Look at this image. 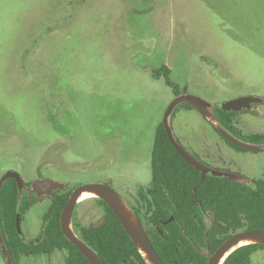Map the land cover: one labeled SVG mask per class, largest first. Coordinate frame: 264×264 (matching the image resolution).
<instances>
[{"label": "rangeland", "instance_id": "1", "mask_svg": "<svg viewBox=\"0 0 264 264\" xmlns=\"http://www.w3.org/2000/svg\"><path fill=\"white\" fill-rule=\"evenodd\" d=\"M163 64L210 110L240 96L264 99V0H0V178L14 170L32 184L51 163L49 178L67 187L110 182L136 203L152 183L156 127L176 97L152 73ZM262 102L239 113L235 137L264 144L250 138L264 133ZM184 109L173 126L190 153L211 151L230 171L223 176L264 177V151L225 140L219 151L212 125ZM36 197L22 225L27 239L41 232L50 203ZM103 213L96 198L80 200L73 224ZM64 256H24L20 264H64ZM9 261L0 242V264ZM250 264H264V251Z\"/></svg>", "mask_w": 264, "mask_h": 264}, {"label": "trees", "instance_id": "2", "mask_svg": "<svg viewBox=\"0 0 264 264\" xmlns=\"http://www.w3.org/2000/svg\"><path fill=\"white\" fill-rule=\"evenodd\" d=\"M152 73L156 78H162L175 96L187 93L186 87L181 89L180 84L172 79L169 65L163 64ZM180 105L196 109L189 103H180L172 113V125ZM235 114V111L219 105L213 110L214 120L231 133L237 128ZM48 124H52L51 116ZM215 128L228 144L246 150ZM250 138L264 143V133L252 134ZM0 149L3 152V148ZM51 167V163L41 164L37 169L38 178L49 177ZM151 169V185L139 188L136 203L127 202L147 229L165 264H208L209 254L232 235L234 229H264V180L254 181L253 186L231 177L209 174L201 182V171L175 148L163 121L156 127ZM26 186L32 184L26 181ZM74 188L65 186L51 195H44L49 197L50 203L43 214L42 237L32 242L20 235L17 219L19 215L22 227L29 210L39 201L37 194L30 189H20L15 178H8L3 183L0 189V230L14 264H20L24 256L51 255L56 251L65 253L64 264H91L61 229V212ZM94 198L104 213L87 225L74 218L78 235L107 264H149L114 211L103 199ZM260 251H264V243L243 245L223 264H250Z\"/></svg>", "mask_w": 264, "mask_h": 264}, {"label": "water", "instance_id": "3", "mask_svg": "<svg viewBox=\"0 0 264 264\" xmlns=\"http://www.w3.org/2000/svg\"><path fill=\"white\" fill-rule=\"evenodd\" d=\"M262 100H263L262 97L259 96H240L234 99L223 101L221 107L228 111H238L243 108H251L254 102H260ZM182 102L189 103L192 106H194L201 114H203L211 122H213L219 128V131L232 143L247 150L264 151V144H253L242 141L237 137H235L224 127L219 126L218 122L214 120L213 109L212 110L209 109L210 104L208 101L189 93H182L180 95H177L168 105L164 114L163 122L167 130L169 139L172 142V144L175 146V148L192 166H194L195 168H197L202 172L201 182L210 172L213 175H221V174L212 170L211 168L207 167L202 162H200L177 139L171 124V116L176 106ZM8 178H15L20 189H28V187L26 186V181L23 178V176L19 172L14 170H9L2 175V177L0 178V189L2 188L3 183ZM65 186H66L65 183L62 181L55 180L49 177H44V178H37L32 183L31 190H33L38 196L51 195L53 191L57 190L58 188H64ZM87 190L96 191L99 195L98 197L103 199L109 205V207L114 211V213L122 223L124 229L127 231L129 236L132 238L133 242L136 244V246L138 247V249L143 254L144 258L149 264H165L163 259L158 254L147 230L145 229L140 219L135 215V213L129 206L126 199L114 186L103 181L88 182L74 188L70 194V198L68 202L65 204L61 212L62 232L90 261L91 264H107V263L92 247H90L78 235L73 224L74 211L76 209L77 204L80 202L79 198ZM171 219H173V217H171ZM17 226L20 235H23L21 220L19 215L17 219ZM161 233H163L162 230ZM23 238L25 239V236H23ZM250 239L256 240L253 243L256 242L264 243V229L245 228L239 231H235L213 253L209 254L208 264H223L226 258L239 247L234 249L231 253H229V255H227V257H225V255L231 248H233L236 244L240 242L248 241ZM0 242L3 243L4 249L8 253L6 246L4 244V239L1 230H0ZM146 255L149 257V260L146 258ZM9 264H14L11 257Z\"/></svg>", "mask_w": 264, "mask_h": 264}, {"label": "flooded vegetation", "instance_id": "4", "mask_svg": "<svg viewBox=\"0 0 264 264\" xmlns=\"http://www.w3.org/2000/svg\"><path fill=\"white\" fill-rule=\"evenodd\" d=\"M262 99H263V97H262ZM264 100V99H263ZM222 102V101H221ZM216 103V104H214V106H213V110H214V107L215 106H221V104L222 103ZM262 101H260V102H254L253 104H252V106H251V108H243V109H241V110H238V111H235V116H234V118H235V121H236V123H241V120H240V118H239V113H242V112H249V111H252L253 110V105L254 104H256V103H261ZM263 103V102H262ZM200 113V112H199ZM248 114H251V113H248ZM252 114H257V113H252ZM259 114V113H258ZM200 115L202 116V118H203V120L204 121H206L207 123H209L210 125H212V127H213V130H214V132H215V134H217V135H215L214 136V138H213V140H212V142H213V144L215 145V146H217L218 147V149H219V151H220V149H221V147H219V143H220V141H223L224 139L217 133V131L215 130L216 128H215V124L213 123V122H211L207 117H205L203 114H201L200 113ZM217 127V126H216ZM230 132V131H229ZM221 133V132H220ZM231 133V132H230ZM223 135V134H222ZM224 136V135H223ZM229 140V139H228ZM223 142H225V141H223ZM205 143V146H206V141L204 142ZM212 144V143H211ZM205 146H203V149L201 150V151H203L204 149H205ZM189 149H192V148H189ZM247 150V149H246ZM210 151V150H209ZM218 151V152H219ZM196 155L198 156L197 158H199V160H200V162H202L204 165H206L207 167H209V168H211L212 170H214V171H216V172H218V173H220L221 174V176H223V174L225 175V173L226 172H230L226 167H224L222 164H220V161L218 160V159H214V158H216L215 156H213L212 157V153H211V151H210V155L209 156H204L203 154H202V152H200V154H198V153H196ZM201 157H203V158H205V159H201ZM202 173V172H201ZM209 174H212L211 172L210 173H208L207 175H209ZM206 175V176H207ZM213 175V174H212ZM232 178V177H231ZM257 180H264V177H261V178H250L249 179V181L250 182H245V181H241V182H244V183H248V184H250V185H255L254 184V181H257ZM240 181V180H239ZM109 184H110V182H109ZM90 197H97V196H90ZM90 197H87V198H90ZM87 198H84V199H87ZM84 199H80V200H84ZM146 229V228H145ZM147 230V229H146ZM235 231H239V230H236V229H234L233 231H232V234L235 232ZM148 232V231H147ZM231 236V235H230ZM42 237V230H41V232L37 235V236H35L34 238H32V239H28V241H32V242H34V241H37V240H40V238Z\"/></svg>", "mask_w": 264, "mask_h": 264}, {"label": "bare ground", "instance_id": "5", "mask_svg": "<svg viewBox=\"0 0 264 264\" xmlns=\"http://www.w3.org/2000/svg\"><path fill=\"white\" fill-rule=\"evenodd\" d=\"M90 196H99L98 195V193L96 192V191H94V190H87L85 193H83L82 195H81V197L79 198V201H80V199L82 198V199H84V198H87V197H90ZM256 240L255 239H250V240H248V241H243V242H240V243H238V244H236L233 248H231L228 252H227V254L225 255V257H227V255H229V253H231L234 249H236L237 247H240L241 245H244V244H247V243H253V242H255ZM224 257V258H225ZM146 258L149 260V257L146 255Z\"/></svg>", "mask_w": 264, "mask_h": 264}, {"label": "crops", "instance_id": "6", "mask_svg": "<svg viewBox=\"0 0 264 264\" xmlns=\"http://www.w3.org/2000/svg\"><path fill=\"white\" fill-rule=\"evenodd\" d=\"M184 110H186V111H193V110H196V109H184ZM196 111H198V110H196ZM199 112V111H198ZM173 125H174V122H173ZM172 125V127H173V131H174V126ZM175 133V132H174ZM176 135V134H175ZM209 143H211V140H210V142ZM183 144V143H182ZM184 145V144H183ZM211 147V146H210ZM188 148H190V147H188ZM221 148H223V147H221ZM211 149V148H210Z\"/></svg>", "mask_w": 264, "mask_h": 264}]
</instances>
